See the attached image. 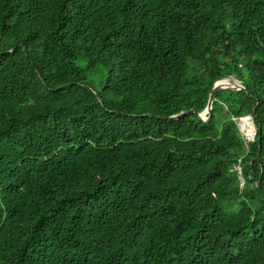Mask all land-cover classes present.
<instances>
[{"label": "trees", "instance_id": "obj_1", "mask_svg": "<svg viewBox=\"0 0 264 264\" xmlns=\"http://www.w3.org/2000/svg\"><path fill=\"white\" fill-rule=\"evenodd\" d=\"M0 264H264V0H0Z\"/></svg>", "mask_w": 264, "mask_h": 264}, {"label": "built area", "instance_id": "obj_2", "mask_svg": "<svg viewBox=\"0 0 264 264\" xmlns=\"http://www.w3.org/2000/svg\"><path fill=\"white\" fill-rule=\"evenodd\" d=\"M235 120L239 126V129L241 131V134L246 144L255 142L258 137V127L256 126L254 122L255 119H254L253 114H249L243 117H238ZM241 161L242 160L239 159V162L235 164V169L237 171V176H238L240 183L244 185L246 182V179L244 176V168H243Z\"/></svg>", "mask_w": 264, "mask_h": 264}, {"label": "water", "instance_id": "obj_3", "mask_svg": "<svg viewBox=\"0 0 264 264\" xmlns=\"http://www.w3.org/2000/svg\"><path fill=\"white\" fill-rule=\"evenodd\" d=\"M230 78L229 76H224V77H221L220 79L216 80L212 89H211V92H210V96H209V101H208V105L207 107L205 108L204 111L200 112V113H197L198 117L202 118V119H205L207 116L208 117H211L212 116V113H213V104H214V99H215V95L218 91L220 90H224V89H233V90H241L243 89L244 87L242 86H234L233 84H230V83H225L224 80L225 79H228ZM255 111H256V107L254 108V111H253V116L255 114ZM187 112H191V111H186V112H182L180 114H177V115H174L172 116V118H177ZM249 115V114H248ZM260 145H261V142L259 141Z\"/></svg>", "mask_w": 264, "mask_h": 264}, {"label": "rangeland", "instance_id": "obj_4", "mask_svg": "<svg viewBox=\"0 0 264 264\" xmlns=\"http://www.w3.org/2000/svg\"><path fill=\"white\" fill-rule=\"evenodd\" d=\"M102 73L99 70L89 72L88 73V82L97 90L101 89L102 86ZM225 83L233 84L234 86H243L242 83L238 80H236L234 77H230L228 79L224 80ZM249 121V120H248ZM255 122V121H254ZM256 124V122H255ZM257 126V125H256ZM240 130V129H239ZM237 205L235 206V210L237 209Z\"/></svg>", "mask_w": 264, "mask_h": 264}]
</instances>
